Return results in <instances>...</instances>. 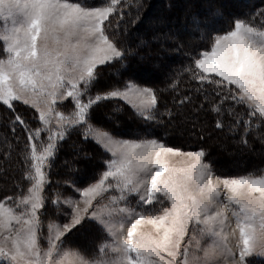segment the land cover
Masks as SVG:
<instances>
[{
    "label": "snow or ice",
    "instance_id": "snow-or-ice-1",
    "mask_svg": "<svg viewBox=\"0 0 264 264\" xmlns=\"http://www.w3.org/2000/svg\"><path fill=\"white\" fill-rule=\"evenodd\" d=\"M122 2L0 0V55L7 57L0 58V106L14 114L13 133L17 126L26 133L19 155L27 182L24 194L0 200V264H220V257L223 264H246L254 252L264 255V176L222 179L203 163V150L183 152L156 139L117 140L91 122L96 108L114 101L131 105L145 121L156 119L158 99L152 89L131 81L106 91L96 88L101 66L131 53L107 32ZM194 26L199 32L200 24ZM193 63L192 79L215 86L221 98L211 111L235 116L239 126L241 114L235 109L242 106L249 116L246 129L252 118L259 121L257 129L264 126V31L237 19ZM65 101L71 104L67 114L57 107H68ZM16 102L35 110V127L16 113ZM216 127H223L219 119ZM73 131L94 139L112 159L86 187L63 181L80 199L57 192L49 200L48 171ZM4 147L14 150L6 140ZM9 155L3 152L0 162ZM174 156L190 163L172 166L169 157ZM131 195L138 197L140 211L120 207ZM105 199L108 203L102 204ZM86 220L97 222L111 237V244L104 241L98 250L110 248L113 258H86L78 249L64 248L68 235ZM206 237L210 243L201 247ZM230 238L238 251L229 246ZM193 245L202 256L194 252L189 258Z\"/></svg>",
    "mask_w": 264,
    "mask_h": 264
},
{
    "label": "trees",
    "instance_id": "trees-1",
    "mask_svg": "<svg viewBox=\"0 0 264 264\" xmlns=\"http://www.w3.org/2000/svg\"><path fill=\"white\" fill-rule=\"evenodd\" d=\"M120 12L110 18L112 26L107 32L110 38L115 37L118 47L131 49V53L123 61L104 66L99 77L106 75L108 89L125 81L152 89L158 99L156 119L145 121L127 103L114 101L103 104L104 114L98 118L103 121L101 125L126 139H156L174 148L203 150L204 159L222 177L263 174L264 126L257 129L259 121L252 118L250 129H246L244 121L249 116L242 106L235 109L241 114L239 126L235 116H220L211 111L221 102L213 90L215 86L199 85L189 69L194 68L193 57L208 50L216 35L232 30L235 20L264 29V0H126ZM194 22L200 24L199 32ZM15 111L35 127L33 115L38 114L34 109L16 102ZM13 119V112L0 106V155L10 153L0 162L4 169L0 173V200L7 196L15 199L26 192L25 164L19 155L26 133L19 126L13 133ZM218 119L223 124L221 128L216 127ZM5 140L14 150L4 147ZM62 144L48 171L45 195L49 200L57 192L69 195L73 191V187L63 183L65 180L75 186L85 183L86 169L80 162L95 158L89 150L93 144L90 137L85 140L79 132H71ZM95 159L98 163L99 159Z\"/></svg>",
    "mask_w": 264,
    "mask_h": 264
},
{
    "label": "rangeland",
    "instance_id": "rangeland-1",
    "mask_svg": "<svg viewBox=\"0 0 264 264\" xmlns=\"http://www.w3.org/2000/svg\"><path fill=\"white\" fill-rule=\"evenodd\" d=\"M241 21H243V20H241ZM243 22H245V21H243ZM245 23L249 26H252L251 24H249L247 22H245ZM2 27H3V21H0V28H2ZM253 27H255V26H253ZM257 29L264 31V29H261V28H257ZM223 34H226V33H221L218 35H223ZM213 43H214V40L212 41L211 45ZM210 48H211V46H210ZM210 48L208 50H210ZM0 58H7L6 53H4V55L1 56ZM103 68H104V66H101L100 70L103 71ZM106 78L107 77L105 74L98 78V84L96 86L97 89H99L101 91L108 90L109 84H108ZM135 84H137V83H135ZM137 85L140 87H144V86H141L139 84H137ZM95 91H96V89L93 90V92H95ZM64 104L67 105L68 107H62L59 104L57 105V107H58V110L63 111L67 114L68 110L71 108L70 101H65ZM129 106L132 108L131 105H129ZM102 107H104L103 104L100 107L96 108L95 111H93V113H92V121L91 122L93 123L94 126H96L100 131H107L117 140H130V141L139 142L138 140H131V139L119 137V136L113 134L111 131H109V129H106L105 127H103L101 125V122H103V121L99 120L100 117L102 118V113H103ZM126 117L128 118V116H126ZM42 139H46V134H44V136H42ZM90 139L93 142V144L89 146V150L92 151L95 158L99 159V162L97 163L95 158L80 162L81 167L86 169L85 170L86 182L81 183V185L75 186V188H83V187H86L89 184L95 182V180L99 177V175L103 171L106 170L107 162L110 159H112V155L110 152H107L101 145L97 144V142L94 139H92L91 137H90ZM37 143H39V142H37ZM168 147H170V146H168ZM172 148H174V147H172ZM174 149H178V150L183 151V152L200 151V150H191V149L186 150V149H180V148H174ZM73 159H74V157H73ZM92 160H94V161H92ZM169 161H170V164L172 166H175V167H186L190 163V161H188V159L186 157H182V156L169 157ZM95 162H96V166L94 167ZM203 163L209 165L214 176L220 177L222 179L223 178H239L242 176H248V175H239V176H233V177H222V176L217 175L214 172L212 166L205 159H203ZM260 176H264V173L259 175V176H254V177H260ZM75 188H72L73 191L68 196H71L73 199H80L79 193L75 192ZM115 194H118V193H111L110 192L107 195H115ZM221 198L223 199V194H222ZM137 200H138L137 196L131 195V196H129V198L126 202H122L120 204V207L127 206L129 208H136V211H140L139 207H137ZM101 203L106 204V203H108V201H107V199H105ZM146 207H151V206H146ZM120 219H121L120 216L116 217L117 221H119ZM230 220H231V226L235 227L234 218L230 217ZM47 222L48 221H46L45 226H46ZM63 222H67V220H64ZM126 227H127V224H125V228ZM149 228H150V226L145 227L144 230L147 231V230H149ZM102 231L104 232V234L101 233ZM44 234L46 235V227H45ZM190 234H191V229H190ZM104 241H107L109 244H111V237H109L108 234L106 233V231H104L102 229V226H100L97 222H94L91 220H86L82 227H78V230H73V232L68 235L67 242L64 245V248L65 249H67V248L78 249L86 258H92L93 256H95L98 259H111V258H113L114 254L111 253L110 248L105 249L103 252H100L98 250V245H100ZM208 243H210V239L207 237L204 238L203 240H201V247L207 246ZM235 243H236L235 240L230 238L229 246L232 247L234 251H238V249L235 247ZM46 246H47L46 242H44L42 240V247L46 248ZM194 252H195V248L193 245L189 251V258H191L192 254ZM195 254L201 255V256L203 255L202 252H195ZM219 261H220V264H223V257H220ZM246 264H264V255H260L258 251L254 252L252 256L246 258Z\"/></svg>",
    "mask_w": 264,
    "mask_h": 264
}]
</instances>
